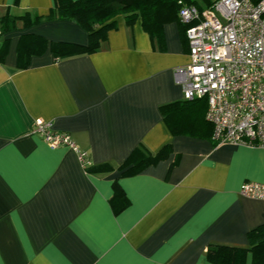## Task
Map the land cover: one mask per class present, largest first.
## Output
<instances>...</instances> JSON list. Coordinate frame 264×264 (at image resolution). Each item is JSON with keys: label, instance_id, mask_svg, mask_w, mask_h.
<instances>
[{"label": "crops", "instance_id": "0c3cea01", "mask_svg": "<svg viewBox=\"0 0 264 264\" xmlns=\"http://www.w3.org/2000/svg\"><path fill=\"white\" fill-rule=\"evenodd\" d=\"M53 0H0V16L46 15ZM0 35V264H214L212 244L249 247L264 228V202L244 196L245 181L264 183V146L216 144L199 104L166 123L160 106L182 101L174 69L190 62L177 17L151 37L140 17L123 15L99 48L66 57L50 42L86 44L88 32L42 19ZM47 47L20 66V36ZM36 119L66 131L86 152L52 148L31 132ZM171 152L131 175L120 166L143 145ZM175 162V163H174ZM118 181L129 204L110 203ZM252 251L244 264H252Z\"/></svg>", "mask_w": 264, "mask_h": 264}, {"label": "built area", "instance_id": "2783aa9c", "mask_svg": "<svg viewBox=\"0 0 264 264\" xmlns=\"http://www.w3.org/2000/svg\"><path fill=\"white\" fill-rule=\"evenodd\" d=\"M178 20L187 25L190 55L187 65L174 69L183 98L206 99L216 144L264 146V0H215L203 9L185 4ZM31 132L52 148L74 149L89 164L86 152L52 122L36 119ZM240 193L264 202V183L245 181Z\"/></svg>", "mask_w": 264, "mask_h": 264}, {"label": "trees", "instance_id": "16d2710c", "mask_svg": "<svg viewBox=\"0 0 264 264\" xmlns=\"http://www.w3.org/2000/svg\"><path fill=\"white\" fill-rule=\"evenodd\" d=\"M214 2L215 0H53V5L46 15L25 13L21 16H12L6 13L0 16V35L5 31L16 29L18 20L22 21L23 27H28L30 24L42 19L70 20L85 28L88 32V42L86 44L66 41L49 43L54 55L66 57L97 50L107 31L116 26V17L118 15H123L128 24H132L137 17H140L144 29L150 36L162 41L163 24L172 17H177L178 19L180 6L194 4L198 8L203 9L210 7ZM179 24L187 43L185 36L187 25L181 22ZM47 45V40L39 35L22 34L18 44L20 66L27 65L29 57L34 53L43 51ZM194 104L203 105L205 107L204 113H206L207 101L204 97L170 102L161 105L160 111L166 123L169 124L175 121L177 113L184 112L185 109L190 111ZM205 121L210 127L209 135L212 139V124L207 121L206 117ZM170 152V144L164 145L155 154L149 152L143 145H138L119 167L120 175L135 174L148 165L155 164L162 158L167 157ZM85 168L87 171L94 169L98 172H105L110 170L111 166L102 164L94 167L90 164H85ZM110 203L115 213L120 212L129 204V200L117 180L113 184V195L110 198ZM256 230L258 229H254L249 233V247L212 244L207 249V259L214 264H244L246 253L252 251V264H264V228L259 231Z\"/></svg>", "mask_w": 264, "mask_h": 264}]
</instances>
